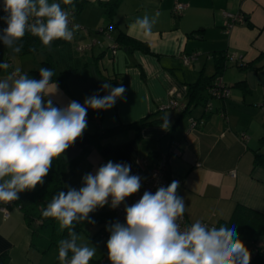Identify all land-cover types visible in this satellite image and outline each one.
I'll return each instance as SVG.
<instances>
[{"label":"crops","instance_id":"crops-1","mask_svg":"<svg viewBox=\"0 0 264 264\" xmlns=\"http://www.w3.org/2000/svg\"><path fill=\"white\" fill-rule=\"evenodd\" d=\"M102 1L107 0H85L78 12L72 10L73 21L80 28L71 42L54 40L50 47L41 43L40 51L15 53L0 40V63L10 65L0 69V79L16 68L37 79L29 72L50 68L55 76L50 90L55 92V85L57 90L45 99H52L58 107L70 100L83 103L93 94L103 97L109 92L102 89L104 83L123 86L124 98L117 99L111 109L88 110L83 136L148 116L162 119L145 125L138 136L128 127L92 146L86 153V174L94 175L101 165L112 161L128 164L130 174L144 177L147 171L140 158L146 157L152 164L172 139H183V153L172 160L170 169L179 178L177 193L185 201L190 223L199 220L216 225L231 216L236 204L264 212V165L255 164L256 154H264V0H119L111 19V37L103 31L108 21ZM175 1L185 4L179 16L172 14ZM53 2L63 0H49ZM223 11L241 12L246 22H236L226 31ZM6 15L0 0V17ZM145 15L156 18L147 40L129 27ZM6 27L0 19V35ZM120 34L126 40L117 41ZM129 39L145 43L149 52L134 47ZM92 40L97 43L78 51V45ZM220 52L241 60H227L221 76L230 88L227 98H212L208 113L201 105L183 113L180 106L160 109L172 99L183 108L188 84L201 74H214ZM189 54H197V59L186 64L182 55ZM165 116L170 121L167 129L162 127ZM190 116L202 118L204 123L189 129ZM110 202L111 198L109 204L89 213L94 223L87 221L78 234L85 232L95 241L91 245L96 255L89 264H102L107 240L102 239L98 246L99 231L117 222ZM9 211L8 217L0 212V253L9 252V264H60L58 247L51 245L42 253L32 246L20 210L14 206ZM56 224L54 231L60 235L64 229L57 232Z\"/></svg>","mask_w":264,"mask_h":264},{"label":"clouds","instance_id":"clouds-1","mask_svg":"<svg viewBox=\"0 0 264 264\" xmlns=\"http://www.w3.org/2000/svg\"><path fill=\"white\" fill-rule=\"evenodd\" d=\"M63 3L71 4L72 0ZM3 11L7 15L0 19L7 27L0 40L15 53L21 51L19 42L26 33L50 47L54 40L71 42L79 29L78 24L70 27L69 11L49 0H3ZM155 23V17L145 15L129 27L147 40ZM9 67L7 62L0 63V69ZM39 75L40 79H33L16 68L0 79V202L5 204L44 183L53 160L83 136L89 109H111L126 91L123 86L113 88L104 83L102 89L109 92L103 97L93 94L83 103L70 100L58 107L52 99H45L57 90L56 85L55 92L50 90L53 71L41 67ZM163 121L162 127L167 129L168 116ZM130 173V165L108 161L94 175H84L78 190L70 187L52 197L42 215L67 229V237L58 241L60 264H89L96 255L94 246L78 243L75 224L86 220L94 223L89 213L109 204V198L114 209L138 193L141 177ZM179 188L180 182L173 180L154 193L144 191L138 201L125 206V222L107 227L111 264H250V253L235 225L216 228L197 220L181 227L186 206L177 193Z\"/></svg>","mask_w":264,"mask_h":264},{"label":"trees","instance_id":"trees-1","mask_svg":"<svg viewBox=\"0 0 264 264\" xmlns=\"http://www.w3.org/2000/svg\"><path fill=\"white\" fill-rule=\"evenodd\" d=\"M118 2L119 0H107L101 2V4L105 8V17L108 21L105 27L108 25H112L113 27L111 19L113 17L114 10ZM56 3H60L61 7L67 11L73 10L75 12H78L85 3V0H72L71 4H64L63 2ZM121 40H126V38L122 34L118 36L117 41ZM129 41L134 45V47L140 48L145 52H149V47L145 43L134 39H129ZM19 43L23 45L20 51L21 53L37 52L42 49L41 41L37 37L32 36L30 33H26L24 38ZM32 48H34L35 51H30V49ZM216 59V71L214 74L210 76L201 74L195 82L188 84L187 104L183 108H180L182 110V113L189 112V108L191 106L198 105L203 106L204 112L208 113L211 110L212 98H227L214 96L210 93V89L215 79L219 76H222L228 60L226 53L222 52L218 53ZM29 74L35 76L37 79H40L38 71H30ZM51 79H55V76L53 75ZM238 85L242 86L243 84L238 83ZM207 105L210 106L208 111L205 110V107ZM190 118L196 119L198 121L196 127L198 125H201V123H204V120L202 118H196L193 116H190ZM161 119L162 118L151 119V117L148 116L128 125L108 128L95 135H87L91 141V146L85 149L82 154L76 159L69 162L64 161L61 157L54 159L48 175L44 178V183L42 185H37L32 190H25L19 193V199L15 200L11 206H15L20 210L23 221L30 229V244L34 247H37L41 250L42 253H44L51 245H56L58 247V241L67 237V229H64L62 234L60 235L56 234L54 231L56 219L51 217L46 218L42 215V212L54 195L58 194L60 191L67 192V188L65 185L66 176L69 174H75L76 169L82 167V165L85 164V168H83L81 172L82 183V178L84 175H86L88 167L87 163L85 162L86 153L92 146L100 145L103 139L113 136L114 134L119 132V130L128 127L134 128L138 136L140 134L141 129L145 125L156 123ZM172 141H181V149L183 153V139H172L169 142L166 150L168 149ZM255 164L264 165V154H256ZM82 186L83 184L81 185V187ZM86 223L87 220L75 224V231L77 234H79V232L83 230V227ZM222 225L228 227H232V225H235L238 237L242 241V243H244L242 236L246 230L258 233L259 236L264 235V212L257 211L242 204H236L231 216L227 220H220L215 225V227L219 228ZM70 256L71 253L69 254V257ZM9 261L10 254L8 251L0 253V264H9Z\"/></svg>","mask_w":264,"mask_h":264},{"label":"built area","instance_id":"built-area-1","mask_svg":"<svg viewBox=\"0 0 264 264\" xmlns=\"http://www.w3.org/2000/svg\"><path fill=\"white\" fill-rule=\"evenodd\" d=\"M185 8V4L179 1H175L174 5L172 7V14L174 16L181 15L182 11ZM70 13V27L76 23L73 21V11L68 10ZM223 16L226 19L224 25L225 30L228 31L234 23H244L246 22V15L241 12H228L223 11ZM80 28V26H79ZM112 25L106 26L103 31L106 33L108 37L110 36V31L112 30ZM97 43L96 40H92L88 44H82L78 45L77 49L80 52H84L85 50L89 49L93 44ZM113 47H117V44L114 43ZM114 51V50H113ZM197 54H189V55H182V61L186 64L189 62L196 60ZM227 59L232 62H240L241 60L239 57L233 54H227ZM210 93L214 96L218 97H228L230 95V88L224 83L221 76L217 77L210 89ZM179 103L172 99L167 105H164L160 107V109L168 108V107H177ZM210 108L209 105L205 107V110L208 111ZM198 124V121L196 119L190 118V126L189 129H193ZM182 154L181 149V141H172L169 145L168 149L160 155L158 160L154 163H150L148 158L142 157L139 159L140 165L143 169L147 171V175L144 177H141V188L138 193L126 198L125 202L122 203L117 208H114L115 211V217L116 220L120 223L125 222V206H130L136 201L140 199V197L143 195L144 191H151L155 192L158 187L164 186L167 187L173 180L179 181V178L171 171L170 166L171 162L174 158L180 157ZM198 165V164H197ZM232 174H234V171H231ZM14 201L5 204L2 203L0 205V212L4 215V217H8L10 214L9 208L12 206ZM4 209H7L6 211ZM204 224H207L209 227H215V225L210 224L207 221H201ZM184 213L183 219L181 221V227H185L188 225H191ZM107 227L105 226L100 229L99 235L102 239L108 240L110 233L107 231ZM252 246H247L244 244V246L247 248V250L250 253V264H264V237L259 242L253 241ZM109 260L108 258V249L104 252L102 258L100 259V263L105 264Z\"/></svg>","mask_w":264,"mask_h":264},{"label":"rangeland","instance_id":"rangeland-1","mask_svg":"<svg viewBox=\"0 0 264 264\" xmlns=\"http://www.w3.org/2000/svg\"><path fill=\"white\" fill-rule=\"evenodd\" d=\"M83 170V166L82 167H79L76 169L75 171V174H69L67 175V178H66V181H65V185H66V188L67 190L71 187V188H75V189H79L82 185L81 183V172ZM57 221V220H56ZM56 230L57 232H61V227H60V224L59 222L57 221V224H56ZM262 237H264V235L262 236H259L258 233H254V232H250L248 230H246L242 236L243 240H244V243L249 247V246H252L254 243L253 241H256V242H259ZM98 246L99 245H102V238H100V236H98ZM96 239V240H97ZM91 241V242H90ZM95 242V241H94ZM92 240H90V238L87 236V234L85 232L81 233L80 235V239L78 241L79 244H89L91 245H96ZM54 249V248H52ZM51 251H54V250H51ZM50 253H54V252H50ZM52 255V254H51Z\"/></svg>","mask_w":264,"mask_h":264},{"label":"water","instance_id":"water-1","mask_svg":"<svg viewBox=\"0 0 264 264\" xmlns=\"http://www.w3.org/2000/svg\"><path fill=\"white\" fill-rule=\"evenodd\" d=\"M91 146V141L87 135L77 139V141L62 154L61 158L66 161H72L82 154V152Z\"/></svg>","mask_w":264,"mask_h":264}]
</instances>
